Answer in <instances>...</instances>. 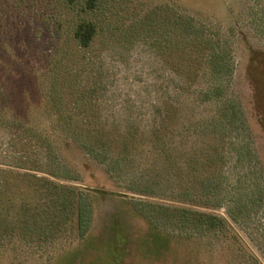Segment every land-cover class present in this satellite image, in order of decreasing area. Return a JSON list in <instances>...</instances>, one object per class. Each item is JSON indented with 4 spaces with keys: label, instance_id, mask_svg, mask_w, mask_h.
Segmentation results:
<instances>
[{
    "label": "rangeland",
    "instance_id": "obj_1",
    "mask_svg": "<svg viewBox=\"0 0 264 264\" xmlns=\"http://www.w3.org/2000/svg\"><path fill=\"white\" fill-rule=\"evenodd\" d=\"M178 15L203 27L212 43L175 46ZM83 21L97 26L86 48L73 36ZM208 44L228 51L230 78L212 75ZM252 54L261 60L254 71ZM54 74L57 108L46 115L39 104ZM59 119L109 145V157L117 155L126 129L136 127L130 167L160 171L170 152L173 184H189L193 193L202 174L224 177L223 205L208 211L229 223L225 242L212 248L173 239L154 251L146 225L128 218L143 255L133 253L124 264H264V0H96L92 9L86 0H0V264L95 262L91 250L73 254L68 233L56 237L65 231L63 216L50 201L55 190L42 179L83 184L61 176L46 135L28 127ZM154 124L160 152L149 144ZM202 154L214 163L203 167ZM68 156L82 183L91 184L82 158ZM98 204L101 227L114 203L101 198ZM37 225L55 239L38 238Z\"/></svg>",
    "mask_w": 264,
    "mask_h": 264
},
{
    "label": "trees",
    "instance_id": "obj_2",
    "mask_svg": "<svg viewBox=\"0 0 264 264\" xmlns=\"http://www.w3.org/2000/svg\"><path fill=\"white\" fill-rule=\"evenodd\" d=\"M95 2L96 0H86V7L92 9ZM190 21L189 16L178 15V37L175 46L183 44L184 49L191 44L212 43L211 39L207 38L205 29L197 27ZM96 33L97 26L94 23L83 21L76 25L73 36L81 47L86 48ZM209 44L207 62L213 71L212 75L218 74L216 77L228 75L230 78L234 73V65L227 55L228 51L219 44ZM249 61L253 71L261 63V60L255 59L254 54L251 55ZM56 82L54 74L49 85L47 84L43 101L39 104L40 109L42 108L46 115H51L52 111L57 108ZM28 127L34 129L38 136L46 135L47 147L57 160L62 172L61 176L83 184V187L63 185L46 178L42 179L55 190L50 196V201L57 204L63 216L61 222H64L65 231L57 234L51 233L41 225H37L36 229H40L37 234L38 238L43 240L52 238L53 240L55 234L57 237L60 233L59 236L68 233L66 235L69 241L67 245H75L73 252L76 253L73 254L83 255L91 250L94 254L96 253L94 264H124L133 253L143 255V250L135 247V239L130 238L133 237L130 219H138L146 225L147 238L154 251L166 249L173 239L205 244V246L210 244L212 248H215L220 240L222 243L226 241L227 229L231 230L229 223L221 215L208 211L210 206L223 205L222 181L224 177L221 172H213L215 174L210 176L202 174L199 178V189L193 193L192 186L189 184H185L184 187L173 184V155L170 152H166L165 156L166 161H169L168 164H164L165 167L162 166L160 171L152 172L151 169L137 170L130 167L134 159L132 156L129 157V150L138 143L136 136L139 131L136 127L129 126L126 129L123 134V143L114 157L108 155L109 145L94 143L87 136L82 135L80 125L70 120L59 119L44 127L34 122ZM159 127L154 124L149 130L150 134L155 136L149 139V144L158 148V151L163 145L159 139L157 140ZM68 153H74L82 158L81 168L83 171H90L87 179H91V184H87L88 181L82 183L84 182L82 176ZM161 154L159 153L158 157ZM214 160V156L209 157L204 154L197 159L203 167H206V164L211 165ZM101 198L111 200L114 204L113 210L106 214L105 224L102 223L103 226L97 227L98 203ZM232 209H228V213L234 219ZM162 225H167V227L171 225L175 231L171 233ZM24 229L23 236L30 233L28 228ZM235 236L238 238L236 234ZM207 237L210 239L207 240ZM147 252L144 253H153ZM74 256L72 255V258L69 256L73 262L76 261Z\"/></svg>",
    "mask_w": 264,
    "mask_h": 264
}]
</instances>
